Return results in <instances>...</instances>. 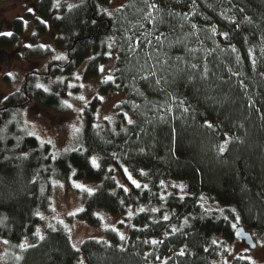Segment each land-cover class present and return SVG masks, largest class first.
Returning <instances> with one entry per match:
<instances>
[{
    "label": "trees",
    "instance_id": "16d2710c",
    "mask_svg": "<svg viewBox=\"0 0 264 264\" xmlns=\"http://www.w3.org/2000/svg\"><path fill=\"white\" fill-rule=\"evenodd\" d=\"M109 1L60 0L59 9L53 7L55 0L35 2L32 45L22 48V56L30 60L48 52L37 41L50 30L67 60L51 64L46 74L27 72L21 88L0 102V236L9 241L7 249L22 257L8 263L79 264L83 255L86 264H214L213 258L225 255L226 245L237 238L231 227L236 215L238 225L264 236V0H148L159 6L151 10L154 23L144 19L150 9L143 0H127L111 12L105 9ZM68 4L80 6L69 11ZM11 32L0 35V50L18 42L23 19L13 20ZM225 32L227 39L221 35ZM137 37L140 47L130 50ZM109 51L115 54V81H98V95L82 114L78 151L53 158L50 145H40L18 122L3 133L11 112L24 105L35 101L61 107L65 80L45 92L36 87L40 76L68 79L84 60V79L97 76ZM205 68L208 79L201 80ZM117 93L122 98L113 119L98 123V97ZM205 120L215 127L207 128ZM226 139L231 142L221 155L217 146ZM91 156L99 158V169L91 166ZM124 168L148 187L135 188ZM51 174L64 182H99L96 195L81 194L85 211L78 215L90 225L100 224L99 211L119 214L141 206L145 211L132 215L126 241L109 229L105 239L82 241L77 252L63 228L48 227L37 247L21 250L18 245L40 222L35 213L49 210ZM169 181L183 184V191L173 186L166 191ZM201 196L223 211H206ZM181 249L184 256L178 255ZM231 264L245 261L235 258Z\"/></svg>",
    "mask_w": 264,
    "mask_h": 264
},
{
    "label": "rangeland",
    "instance_id": "374dc122",
    "mask_svg": "<svg viewBox=\"0 0 264 264\" xmlns=\"http://www.w3.org/2000/svg\"><path fill=\"white\" fill-rule=\"evenodd\" d=\"M127 0H110L109 4L105 9L109 12L115 10L116 8L122 6ZM35 2L36 0H10L0 2V32H11L12 22L15 18H21L24 22V32L19 36V40L12 49L10 50H0V102L5 96L9 93L18 90L21 88L24 81L25 74L27 72H36L46 74V69L49 68L51 64L54 63H64L67 60V53L65 49L58 48L54 45L53 34L50 30L45 32L38 38L37 44L39 46L46 45L45 49H48L42 57L25 59L23 54V47L32 45L29 36L34 32V23L33 18L36 17L35 12ZM29 9H32L30 12ZM29 13V17H26V14ZM64 56L66 59L56 60L55 56ZM114 58L115 54L112 53V56L102 64L104 66V73L99 71L97 76L84 79L83 70L86 64L84 60L77 69L71 73L68 77L63 75L56 76H40L37 83L44 85L49 90H51L52 85L56 83H61L65 80L67 87V96L64 100H67L70 104L73 105V108L61 107L51 108L45 107L36 103L35 101L22 106L21 108L11 112L10 116L6 120L7 122L3 126L4 130L8 131V126L11 123H17L19 128L24 131V133L34 132L36 139L39 144L42 145L41 141L47 143L49 139L52 140L50 145V150L52 156H58L60 153L65 152L64 149L68 148L69 151L75 148L77 149L80 143L79 133H74L71 125L81 129L82 126V114L79 113L78 109H85V102L77 99L79 95H84L86 100L89 102L94 96L98 95L97 84L98 81L103 80L107 75H112L114 69ZM12 73V76H7L6 73ZM79 74L81 79L77 80L76 75ZM75 85V87H69V85ZM80 84L85 85V87H79ZM72 93V95H69ZM99 107L96 111L97 122L100 123L105 117H110L113 119L114 108L119 103L122 98L120 93L109 95L103 97ZM88 104V103H87ZM7 126V127H6ZM4 130L3 133L6 131ZM39 137V139L37 138ZM51 193L49 195L50 205L49 210H41L38 212L41 213L44 219H40V222L37 228L40 229L41 234L43 235L45 230L48 228L49 224H52L56 227H61L67 233L71 244H75L79 249L82 241L88 238L95 239H105L107 230L115 228L119 233H123L128 237V230L131 224V217L127 213L119 214H109L104 211H99L103 220L100 219L99 225H90L84 220L80 219L79 213L75 216H69V212H74L78 208L82 207V198L81 194L83 191L73 186V182L83 184L87 187L97 188L99 182L90 181L87 179H71L69 182H64L57 178L54 174H51L50 178ZM176 182L169 181L164 183V188L168 191ZM179 188V187H178ZM42 189H44L42 185ZM181 191V189L179 188ZM200 201L202 207L210 210H223L221 206L216 204H211L205 197ZM140 208L136 210H131L132 215L134 212H138ZM63 220L64 224L68 226L67 229L63 225L59 224L58 221ZM123 221V223H121ZM107 226V227H106ZM238 226V224H237ZM36 228V229H37ZM35 229V231H36ZM70 229V233L68 231ZM35 231L30 235H27V241L29 244H35L39 239L34 235ZM251 233L252 239L255 243V247L251 248L248 244L244 242L243 239L236 238L230 244H227V253L225 255H219L216 258H213L214 264H231L235 258L241 256L251 257L252 261L255 264H264V244L261 242L264 241V236H257L251 230H247ZM25 239V238H24ZM22 240V242L24 241ZM219 241V239H216ZM4 239L0 236V264H10L8 262L13 261L18 253L14 252L11 249H7L6 244L3 242ZM124 241V240H123ZM247 250V251H246ZM83 260L86 264L85 258L83 255L80 256L79 261ZM245 264H250V261L243 259ZM13 263V262H12Z\"/></svg>",
    "mask_w": 264,
    "mask_h": 264
},
{
    "label": "snow or ice",
    "instance_id": "6c2138e0",
    "mask_svg": "<svg viewBox=\"0 0 264 264\" xmlns=\"http://www.w3.org/2000/svg\"><path fill=\"white\" fill-rule=\"evenodd\" d=\"M143 2L147 5L148 9H150V11H148V13L145 15L144 19L149 20L150 23H154V22H155V18L152 16V11H151V10H157V11H159V6L156 5L155 3H149L148 0H143ZM193 3H195V0H193ZM79 6H80V5H78V4H68V5H67L69 11H70L71 9L76 8V7H79ZM53 7L59 9V8L61 7L60 0H55V2L53 3ZM29 11L31 12L32 9H29ZM108 15L111 16V13H108ZM186 15H187V14H185V16H186ZM57 18L59 19V18H61V17H57ZM160 22L163 23V20L161 19ZM233 22L235 23V21H233ZM92 23H95V21H92ZM192 28L195 29V28H196V25L193 24V25H192ZM212 32H213V33L216 32L215 27H213ZM0 35H3V36H12L13 33H12V32H8V31H5V32H0ZM162 35H163V34H161V36H162ZM221 35H222L225 39L228 38V33H226V32H225V33H222ZM127 39H128L129 41L132 40L131 37H128ZM160 39H161L160 36H157V37H156V41H157L158 44L160 43ZM177 42H179V41H177ZM151 43H152V41L149 40V41H148V44H151ZM140 44H141V41H140L139 37H137V38H136V41H135V45H133L132 43H129V49H130V50H135V48H139V47H140ZM27 47H31V45H28ZM41 47L44 48V47H46V45H41ZM111 47H112V45L110 44V45H109V48H111ZM232 51H236V49L233 47V48H232ZM106 55H108L109 57H111V56H112V53L109 51V52L106 53ZM54 59H56V60H60V59H66V57L58 55V56H55ZM90 59H95V57H90ZM117 59H119V57H117ZM178 59H179V58H178ZM252 63H253V66H255L256 61L253 59ZM191 67H192L193 69H195V68L197 67V65L192 64ZM99 71H100L101 73H104L105 69H104V66H103V65H100V67H99ZM117 71H119V69H117ZM6 75H7V76H12V73L9 72V73H6ZM150 75H151V76H156V72H155V71H152V72H150ZM142 78L145 79V80H147V79H148V76H144V77H142ZM76 79H77V80H80V79H81V77H80L79 74L76 75ZM200 79H201V80H207V79H208V71H207L206 68L204 69L203 74L200 76ZM109 81L114 82V81H115V77L112 76V75H107V76H106L101 82H102V83H108ZM156 83L159 84V83H160V80H156ZM36 87H37V88H43V90H44L45 92H48V91H49V89H48L47 87H45L44 85L39 84V83L36 84ZM69 87H75V85H71V84H70ZM79 87L83 88V87H85V85L80 84ZM69 95H72V93H69ZM76 98L79 99V100H81V101H84V102H85V106H87L88 101L86 100V97H85L84 95H79V96L76 97ZM98 98H99L101 101L104 99L102 96H101V97H98ZM3 99H7V97L5 96ZM61 105H62L63 107H67V108H70V109L73 108V105L70 104L67 100H62V101H61ZM184 110H185V111H188L187 108L184 109ZM76 111H78L79 113L82 114V113L84 112V108H80V109H78V110H76ZM124 116H125V119L127 120L128 124H133V123H134L133 120H132L130 117L127 116V113H125ZM105 119H106V120H110L111 118H110V117H105ZM204 125H205L207 128H209V129H212V128L215 127V125H214L211 121H208V120H205V121H204ZM71 128H72V130H73L74 133H79V132L81 131V129L78 128V127H76L74 124L71 125ZM28 135H30V136H34V135H36V134H35L34 132H29ZM37 138L39 139V137H37ZM230 142H231L230 139H226V140L224 141V143L219 144V145L217 146V147H218V152H219L221 155L227 150L228 144H229ZM41 143L43 144L44 142L41 141ZM47 143H48V144H52L53 142H52L51 139H49V140L47 141ZM71 150H72V151H78V149H75V148H73V149H71ZM64 151L67 152V151H69V149H68V148H65ZM53 158H55V155H53ZM90 164H91V166H92L93 168L99 169V168H100L99 158L96 157V156H91V157H90ZM109 170L111 171V169H109ZM73 174H75L74 171H73ZM124 174L127 176L128 180L131 182V184H132L135 188H141V187H143V188L146 189V188L148 187L147 184L141 185L136 179H134V178L132 177V174L128 171L127 168H124ZM140 174H141V175H147V173H145V172L143 171V169L140 170ZM161 185H163V181H161ZM73 186L76 187V188H78V189H80L81 191L87 193L89 196H94V195H96V193H97V191H98V188L102 187V186H98L97 188L87 187V186H85V185H83V184L76 183L75 181L73 182ZM119 187L122 188L123 191H124L125 193H127V192L129 191V189H128L127 187H125L124 185H119ZM173 187H179V188L181 189V191H183V189H184L185 186H184L183 184H181V185H173ZM42 191H43V189H42ZM112 194L114 195L115 193H112ZM164 198H165V197H164L163 195L160 197L161 200H163ZM200 198H201V200L204 199L203 196H201ZM181 199H183V196H181ZM121 203H123V201H121ZM84 211H85V209H84L83 207H80V208H78V209H77L76 211H74V212H69L68 215H69V216H75V215H77V213H79V212H84ZM139 211H140V212H143V211H145V209H144V208H140ZM151 211H153V212H157V211H159V209L153 208ZM206 211H211V210L208 209V210H206ZM221 211H223V210H221ZM231 211L235 212V209H232ZM35 215L38 216V217H40V219H44L43 215H42L41 213H39V212H36ZM95 215H96L99 219L103 220V216H101L99 213H95ZM128 215H129V217L132 216V212H131V210H129ZM4 219H6V218H4ZM163 219H164L165 221H167V220L169 219V217H168L167 215H164V216H163ZM224 219L227 220L228 218H227V217H224ZM239 220H240L239 215H236V216H235V221H236V223H233V224L231 225V227H232L233 229L236 230L235 235H236L238 238H241V239H243V240H250L251 238H250L247 234H245L242 230L237 229V224H238ZM0 222H2V221H0ZM187 222H188V221H187V218H185V223H187ZM58 223L61 224V225H63L65 229L68 228V226L64 224V221H63V220H59ZM121 223H123V221H121ZM48 227H49L52 231H56V228H55L54 225L49 224ZM106 227H107V226H106ZM133 227H135V226H133ZM112 230H113V231H117L115 228H113ZM68 231H69V233H70V229H68ZM172 231L175 232V231H177V229L173 228ZM34 235H35L36 237H38V239L41 240V241L45 239V237L41 234V231H40L39 228L36 229ZM118 235H119V237H120V239H121L122 241L126 239V237L124 236L123 233H119V232H118ZM69 238H70V236H69ZM3 242H4L5 244H8V243H9L8 240H4ZM144 242H145V243H148V241H144ZM162 242H163V241H157V240H152V241H151L152 244H157V243H162ZM217 243H218L217 240H213V241H212V244H213V245H215V244H217ZM261 243L264 244V241H262ZM18 247H19L21 250L26 251L28 248H35V247H37V245H36V244H29L28 241H27V238L25 237L24 241L21 242V243L18 245ZM72 247H73L74 249H76L77 252L79 251V249L76 247L75 244H73ZM252 247H255V244H253ZM121 250H123V248H121ZM204 250L207 251L208 249H204ZM246 251H247V250H246ZM178 255H180V256H184V255H185V249H181L180 252L178 253ZM16 259H17V260H20V259H22V257L17 256ZM239 259H242V260H243V259H247V260L250 261V264H255V262L252 261L251 257L241 256V257H239ZM79 264H84V262H83L82 259L79 261ZM225 264H226V262H225Z\"/></svg>",
    "mask_w": 264,
    "mask_h": 264
},
{
    "label": "water",
    "instance_id": "95a60500",
    "mask_svg": "<svg viewBox=\"0 0 264 264\" xmlns=\"http://www.w3.org/2000/svg\"><path fill=\"white\" fill-rule=\"evenodd\" d=\"M237 229L242 230L245 234H247L251 238L250 240H244V242L246 244H248L251 248H254V247H252V245L255 244V243H254V241L252 239V235L250 234V232L246 231L245 228L242 225H238ZM235 232H236V230H235Z\"/></svg>",
    "mask_w": 264,
    "mask_h": 264
}]
</instances>
